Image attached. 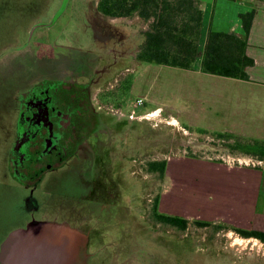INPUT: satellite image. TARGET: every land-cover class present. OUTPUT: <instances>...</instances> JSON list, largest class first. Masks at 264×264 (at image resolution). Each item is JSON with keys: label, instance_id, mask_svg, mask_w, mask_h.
Returning <instances> with one entry per match:
<instances>
[{"label": "rangeland", "instance_id": "374dc122", "mask_svg": "<svg viewBox=\"0 0 264 264\" xmlns=\"http://www.w3.org/2000/svg\"><path fill=\"white\" fill-rule=\"evenodd\" d=\"M97 2L0 0V253L12 231L50 221L89 236L83 264H264V242L235 244L248 237L218 227L249 219L229 167H264L262 142L224 129L248 118L230 101L238 89L226 80L234 79L145 69L138 20L112 21ZM61 80L87 89L95 125L67 137L59 166L26 177L37 133L29 120H54L53 104H38ZM161 160L166 171L152 170ZM156 200L160 212L187 217L188 228L159 222Z\"/></svg>", "mask_w": 264, "mask_h": 264}, {"label": "trees", "instance_id": "16d2710c", "mask_svg": "<svg viewBox=\"0 0 264 264\" xmlns=\"http://www.w3.org/2000/svg\"><path fill=\"white\" fill-rule=\"evenodd\" d=\"M97 9L107 18L139 16L147 23L149 22V28L143 32L144 41L137 51L138 61L195 69L205 19V10L198 0H98ZM254 16V11L241 14L247 33L251 30ZM247 44V40L236 33L211 29L202 62V71L249 79L248 68L255 61L247 54ZM131 82L132 78L129 79V87ZM261 148L264 156V144ZM166 167L167 160H161L152 163L151 169L164 173ZM155 203L154 213L159 222L180 229L188 228L190 220L187 217L162 213L158 210V200ZM196 223L200 226L211 224L205 220H197ZM218 227H227L244 237H256L264 242L263 230H248L226 224H219Z\"/></svg>", "mask_w": 264, "mask_h": 264}, {"label": "crops", "instance_id": "0c3cea01", "mask_svg": "<svg viewBox=\"0 0 264 264\" xmlns=\"http://www.w3.org/2000/svg\"><path fill=\"white\" fill-rule=\"evenodd\" d=\"M198 1L205 10V19L201 31L195 69H185V71L181 73L190 78L211 76L204 74V71L201 69L208 35L211 29L236 33L239 37L246 39L248 42L247 54L255 61V63L248 68L250 78L241 79L229 77L234 80L226 81L234 88L238 89V91H236L237 94L234 93L230 96V101L234 97L236 104H239L238 112L241 115L247 114L248 118H246L247 122H234L233 124L235 126L227 125L224 129L230 130L235 135L260 141L264 144V0ZM249 11H254L255 16L251 30L247 33L241 14ZM134 18L137 19L138 23L141 25V36L139 38V46L137 47L138 51L144 41L143 32L149 28V22L147 23L139 16ZM110 19L112 21H118L126 18L119 17ZM138 64L146 65L145 69L159 66L160 68L158 69H167L175 73V70L170 68V65L144 63L140 61H138ZM239 90H241V93ZM222 96L224 97V95ZM231 102L234 103V99ZM229 169L234 172L238 179V186L236 187V197L239 200L238 207L244 208L249 217L247 223L238 222L235 227L264 231V167H250L241 164L230 166ZM245 201H247V205H245Z\"/></svg>", "mask_w": 264, "mask_h": 264}, {"label": "flooded vegetation", "instance_id": "af4514ba", "mask_svg": "<svg viewBox=\"0 0 264 264\" xmlns=\"http://www.w3.org/2000/svg\"><path fill=\"white\" fill-rule=\"evenodd\" d=\"M53 84V88L56 90L53 94L50 89L47 90L48 87L41 90L44 93L46 92V98L43 101L44 103L38 104V106L40 107V111H46L47 108L44 106L45 103H52V110L56 117L52 120L53 116L50 119H45L41 117L40 114L32 115L29 124L36 126L35 129H37V133L33 127L30 128L26 125L27 130H29L28 134H31V130H34L32 134H36L27 148V160H29L28 168H24L21 171L23 174H27L26 177L36 176L45 168V170H48L47 168L50 170L55 168L56 165L59 166L61 163H56L54 165L53 162L55 160H62L61 156L64 151L70 149L71 142L67 137L71 135L76 136L81 130L83 133L88 127L90 129V127L95 125L94 116L96 115V111L90 107L91 105L87 104L85 106L84 104L87 101L85 98L87 89L84 86H80L75 81L67 82L62 80L59 84L60 86H56L58 83ZM26 103L35 104L34 95L31 96ZM30 111L31 110H29V112ZM33 113L35 112H32V114ZM38 153H40L39 157H36ZM44 156L48 161L42 164L39 161H42L40 158Z\"/></svg>", "mask_w": 264, "mask_h": 264}, {"label": "water", "instance_id": "95a60500", "mask_svg": "<svg viewBox=\"0 0 264 264\" xmlns=\"http://www.w3.org/2000/svg\"><path fill=\"white\" fill-rule=\"evenodd\" d=\"M88 243L87 234L67 223L34 221L10 233L0 264H83Z\"/></svg>", "mask_w": 264, "mask_h": 264}, {"label": "bare ground", "instance_id": "6f19581e", "mask_svg": "<svg viewBox=\"0 0 264 264\" xmlns=\"http://www.w3.org/2000/svg\"><path fill=\"white\" fill-rule=\"evenodd\" d=\"M158 111L159 110L150 111V113L147 114L146 116L151 118L153 115L157 114ZM230 235H232V231H230ZM244 242H251V243H254V244H258L260 242V239H258L256 237H250V238H243L241 236H235L234 237V243L235 244H237V243H241V244L243 243L244 244Z\"/></svg>", "mask_w": 264, "mask_h": 264}]
</instances>
